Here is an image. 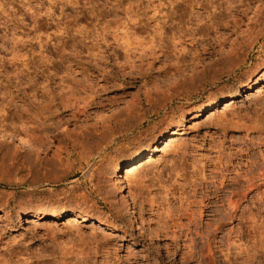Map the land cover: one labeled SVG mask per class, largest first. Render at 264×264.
<instances>
[{
  "label": "rangeland",
  "instance_id": "rangeland-1",
  "mask_svg": "<svg viewBox=\"0 0 264 264\" xmlns=\"http://www.w3.org/2000/svg\"><path fill=\"white\" fill-rule=\"evenodd\" d=\"M212 1L216 19L198 30L195 22L164 23L170 0H0V122L9 129L0 136V264H264V180L250 172L264 156V0H243L240 11L230 7L238 0ZM219 43L222 57L207 56L194 70L197 87L178 77L177 95L162 94L180 53L189 60ZM234 48L242 57L223 63ZM57 93L63 107L50 102ZM212 94L217 103L207 109ZM23 128H44L50 148L38 155V146L23 147ZM88 132L89 144L76 145ZM172 133L173 143L148 151ZM142 148L138 173L127 179L124 168ZM40 157L81 168L55 184L21 181ZM174 164L187 166L182 177ZM223 176L229 186L260 183L243 198L242 217L208 235L188 230L187 204L218 192ZM41 210L66 213L36 216Z\"/></svg>",
  "mask_w": 264,
  "mask_h": 264
},
{
  "label": "bare ground",
  "instance_id": "bare-ground-1",
  "mask_svg": "<svg viewBox=\"0 0 264 264\" xmlns=\"http://www.w3.org/2000/svg\"><path fill=\"white\" fill-rule=\"evenodd\" d=\"M169 1V0H168ZM170 5H169V10H170V13L167 15L166 14V18L168 19L167 20V22L164 20V23H168L169 21H177L178 23L179 22H182V21H184V22H195V24L198 26V30L200 29V28H204V27H206L205 26V24L207 23V21H208V23L209 22H212V20L214 19H216V18H214L216 15V12L215 11H213V12H211L210 11V9H212V8H214V9H217L218 8V6H216L214 3H213V1L212 0H170V2H168ZM243 0H238V4L237 5H234V6H232L231 4H229V5H231L230 7H232V8H234L235 9V11H240V8L243 6ZM220 7H224L223 5H219ZM199 9H205V11H206V14H204V16L203 17H201L200 15H199ZM213 9V10H214ZM198 11V12H197ZM203 20H205L203 23V25H201L202 27H200L199 28V23H201ZM141 21V20H140ZM32 22H33V24H35L34 26H36L37 27V24L39 25L40 23V20H39V18H33L32 19ZM138 23V22H137ZM134 24H136V23H134ZM140 25V23H138V26ZM211 25V24H210ZM140 27V26H139ZM138 27V28H139ZM143 26H141V28H142ZM208 27V26H207ZM206 27V28H207ZM154 32H157V30L156 31H154ZM158 33V32H157ZM158 35H160V33L158 34ZM160 37V36H159ZM195 41H196V39H195ZM198 43H199V41H198ZM209 43V42H208ZM200 44H202V43H200ZM210 44V43H209ZM211 45V44H210ZM204 46V45H203ZM203 46H202V48H203ZM206 47V46H205ZM211 48V50L212 51H208L207 52V50L206 49H203L202 50V52H200V53H198V54H196V55H194V56H192L189 60H186V57H185V53H180L177 57H176V60H175V62L174 63H172V64H169V67H168V69L167 70H165V72H164V77H166L167 79H168V81L170 82V81H172L171 83H168V84H166V86L164 87V89H162L163 91V93L162 94H165V97H168V99H173V97L174 96H176L177 95V91L180 89L179 88V86H181V85H179V83L177 82L178 80H177V78L179 77V78H181V80H184V83H186L185 84V86L188 84V87H189V89H190V87H193V86H196L197 84H194V77H195V75H194V77H193V74H195V72L196 71H194L197 67H199V65L201 64V63H203V61L206 59V57L207 56H211L212 54H214V56H215V53H218V54H220V56H221V53H224L223 51V48H222V43H219L218 44V48H216V47H214V46H212V47H210ZM235 49V48H234ZM183 50V49H182ZM237 49H235V51H236ZM184 51V50H183ZM231 52L232 51H234V50H230ZM234 51V54L236 55V56H234L233 54H231L232 56L230 57V56H224V57H226V58H224L223 57V59L222 60H224L225 59V61L223 62V63H226V62H228V63H232L233 61H235V57H237V51L235 52ZM179 52H182L181 50L179 51ZM228 52H226V54H227ZM230 54V53H229ZM239 54H240V52H239ZM223 55V54H222ZM228 55V54H227ZM219 56V55H218ZM240 56V55H239ZM238 56V57H239ZM222 57V56H221ZM221 57H219V58H221ZM237 57V58H238ZM242 56H240L239 58H241ZM210 58V57H209ZM214 60V59H213ZM218 61H221V59H217ZM216 61V60H215ZM237 61V60H236ZM239 61V60H238ZM240 62H241V60H240ZM215 62L213 61V64H214ZM219 63V62H218ZM227 63V64H228ZM242 63V62H241ZM240 63V64H241ZM226 64V65H227ZM239 64V63H238ZM237 64V65H238ZM211 66H212V64H210ZM235 65V64H234ZM233 65V66H234ZM218 66H219V64H218ZM222 66V65H221ZM233 66H232V68H233ZM216 67V66H215ZM220 68V67H219ZM221 69V68H220ZM197 70H199V68L197 69ZM201 70V69H200ZM213 70V69H212ZM222 70V69H221ZM194 71V72H193ZM215 71H219L218 69L216 70L215 69ZM188 72H193V73H188ZM203 72H205V68H203L201 71H197V75L196 76H198L199 77V73H201V75H203ZM214 72V71H213ZM223 72V71H222ZM190 75V79L188 80V78L186 79V76H188V75ZM221 75H222V73H220ZM219 74V75H220ZM213 75H215V74H213ZM212 75V76H213ZM217 76V75H216ZM215 76V77H216ZM200 77H202V76H200ZM199 77V78H200ZM165 78V79H166ZM218 78V77H217ZM197 79V78H196ZM180 80V79H179ZM186 80H188V81H186ZM199 80V79H198ZM205 80V79H204ZM200 81H203V80H201L200 79ZM165 82V81H164ZM165 85V84H164ZM183 87H184V84L182 85ZM198 86V85H197ZM196 86V87H197ZM158 87V86H157ZM159 88H160V86H159ZM179 88V89H178ZM178 89V90H177ZM186 88H184V90H185ZM160 90V89H159ZM158 91V90H157ZM156 92V91H155ZM65 93V92H64ZM157 93V92H156ZM159 93H160V91H159ZM187 94H188V92H187ZM167 95V96H166ZM237 95V92H235L234 93V97ZM63 95H62V93L60 94V93H57L56 95H54V96H52V98H50V102L52 101V103L53 102H55V104L56 105H61V107H63L62 105H64L63 104V97H62ZM66 98V97H65ZM217 98H218V96H217V94H212V96H210L209 98H208V100L206 101V107H207V109H211L214 105H216V103H217ZM48 101V100H47ZM154 101V100H153ZM173 101V100H172ZM175 101V100H174ZM49 102V101H48ZM45 103H47V102H45ZM226 103V102H225ZM262 103V102H261ZM78 104V103H77ZM39 105V104H38ZM72 105V104H71ZM160 105V104H159ZM229 104H226L225 105V107H227ZM40 106H43V105H40ZM47 106H48V103H47ZM78 106V105H77ZM84 106V105H83ZM204 106V107H205ZM64 107H66V104H65V106ZM69 107V106H68ZM76 107V106H75ZM224 107V108H225ZM38 108H40V107H38ZM44 107H42V108H40V113H41V115H44V114H42V112H41V109H43ZM47 108H49V107H47ZM82 108H84L85 109V107H82ZM76 109V108H75ZM74 109V110H75ZM81 109V108H80ZM83 109V110H84ZM79 110V109H78ZM83 110H80V112L82 111L83 112ZM49 111V110H48ZM51 112V111H50ZM79 112V111H78ZM81 112V113H82ZM39 113V112H38ZM44 113V112H43ZM46 113V112H45ZM40 116V115H39ZM29 117V116H28ZM42 117V116H41ZM40 117V118H41ZM45 117V116H44ZM43 117V118H44ZM22 119V118H21ZM47 119V118H46ZM46 119H44V120H46ZM50 119V118H49ZM6 119H4V121H5ZM20 120V119H19ZM37 120V119H36ZM34 121L33 120V122H38V121ZM41 120V119H40ZM43 120V119H42ZM219 120L221 121V120H223V121H229V119H226V118H224V117H220L219 118ZM3 121V120H2ZM27 121H28V119H27ZM30 121V120H29ZM222 121V122H223ZM44 122V121H43ZM3 123V122H2ZM1 122H0V124H2ZM23 123V121L21 122L20 121V124H22ZM28 123H30V122H28ZM231 123V122H230ZM46 124V123H45ZM122 124V123H121ZM23 125H24V123H23ZM23 125H22V127H23ZM39 125H40V123H39ZM63 125V124H62ZM1 126V125H0ZM41 126H42V123H41ZM44 126V125H43ZM64 126V125H63ZM124 126V125H123ZM2 127H3V124H2V126H1V129H2ZM5 128L4 129H0V136H4V135H1V131L2 132H6L5 134H7V131L9 130L8 128V130H6V125L4 126ZM11 127V126H10ZM25 127V126H24ZM46 127V126H45ZM44 127V128H45ZM50 127V126H49ZM122 127V126H121ZM239 127V126H238ZM44 128H43V130H38V128H34L33 130H30V128H29V130H27V128H26V130H24V128H23V130H22V132H24L23 134H24V137H21V136H19V141H20V143H21V145L24 147V146H27V147H29L30 148V146L31 145H36V146H38V151H37V154L38 155H40V150H44V152H45V150H47L48 148H50L49 147V145L51 144V136H50V134H49V132H47V131H44ZM59 128H61L60 127V125H59ZM47 129V128H46ZM45 129V130H46ZM63 129H64V127H63ZM62 129V131L60 130V132H64V134L65 133H68V131L65 129V130H63ZM48 130V129H47ZM53 130H55L56 131V129H53ZM126 131V130H125ZM15 132V131H14ZM90 132V131H89ZM88 132V134H81L80 133V135H77L78 137H80V138H82L83 140H79V142L78 143H80V144H76V145H81L82 147H84V145L87 143L86 141L88 140L87 138L88 137H90L91 135H94V134H92V133H89ZM94 132V131H93ZM96 132H97V130H96ZM20 133V132H19ZM52 133V132H51ZM174 133H178V131H175L174 130ZM174 133H172L171 135H169L168 137H166L165 139H163L162 141H161V143H159V142H157L156 144H154V145H152L149 149H148V151H151V152H153V151H156V150H158V148L160 147V146H162V145H169L170 143H173L172 141H173V134ZM62 134V133H61ZM69 134V133H68ZM101 134H102V132H101ZM100 134V135H101ZM103 134H105V133H103ZM15 135V134H14ZM14 135H13V137H14ZM17 135V134H16ZM55 135V134H54ZM53 135V136H54ZM96 135V134H95ZM114 135V134H113ZM66 136V135H65ZM67 137V136H66ZM71 137V136H70ZM78 137H76L75 138V140H77L78 141ZM91 137H93V136H91ZM56 138V137H55ZM68 138V137H67ZM73 141V143L74 142H76V141ZM93 141V140H92ZM89 140H88V144H89ZM72 143V144H73ZM85 143V144H84ZM95 143H97V142H95ZM75 144V143H74ZM94 145V144H93ZM97 145H98V143H97ZM97 145H96V147H97ZM63 147L64 145H60V147ZM75 146V145H74ZM33 147V146H32ZM40 147H42V149H40ZM98 148V147H97ZM33 148H31V149H29V150H32ZM61 149V148H60ZM64 151H67V149H66V147H65V149L64 148H62ZM61 149V150H62ZM62 150V151H63ZM144 148H142V150H139V152L138 153H136V154H134L135 155V157H134V159L132 160V163H131V165L130 166H128V167H125L124 169H125V173L127 174L126 175V177H127V179H130V178H133L134 176H135V174H137L138 173V167H139V165H140V161H141V159H142V157H143V155H144ZM58 151V150H57ZM90 151V150H89ZM89 151H87V152H85V155L81 158L82 160H88L89 159V157L91 156V155H88V152ZM92 151V150H91ZM99 151V150H98ZM136 151H138V150H136ZM135 151V152H136ZM147 151V150H146ZM134 152V153H135ZM5 155V154H4ZM62 155V152H58V157L59 156H61ZM57 156V155H56ZM133 156V155H132ZM57 157V158H58ZM63 157V156H62ZM39 158V157H38ZM59 158H61V157H59ZM64 158V157H63ZM56 159V158H55ZM64 160H66V159H64ZM59 161V162H58ZM63 160L61 159V160H55V161H46L45 159H44V157H40V159H39V165H41L40 167H42L43 169H44V171H42V169L39 167H37V169L31 174V176H30V178L32 179H30V180H28L27 178L24 180H21V181H23V182H25V183H27V182H29V183H33V182H46L47 184H55V183H57V182H60L61 180H63L64 179V177H66V176H68V175H71V174H75L77 171H78V168H81V166L80 167H77L76 168V166L72 163V162H67L68 161V159H67V161H66V163H65V161H63ZM123 161H125V160H123ZM123 161L122 162H116V163H114V168H113V172H114V176L117 178V176L119 175V173L121 172V170H122V164H123ZM40 162H41V164H40ZM87 163V162H86ZM139 163V164H138ZM82 163L80 162V165H81ZM253 165H251L252 167H251V171L250 172H253V173H257L256 174V176L258 177V179L259 178H262L261 180H264V156H263V158H262V160H261V162L260 163H252ZM33 165V164H32ZM34 165H35V162H34ZM32 167V166H31ZM35 168V167H34ZM253 168V169H252ZM255 170V171H254ZM30 173H31V171H32V168H29V170H28ZM175 172L174 174L176 175V176H178V175H180V177H182L184 174H185V171H187V166L185 167V164H181V165H176V164H174V166H171V172ZM91 173H92V171H91ZM168 173V172H167ZM182 173V174H181ZM90 176V175H89ZM169 176V175H168ZM186 176V175H185ZM253 175H251V177H252ZM171 177V176H170ZM169 177V178H170ZM192 177V176H191ZM251 177H249V179L247 180V179H241V181H242V183H240L241 181L239 180V178H237L236 180H234V181H232V184L229 186V185H227L226 183V180H224V176L222 177V179L219 181V187H218V192H211V193H206V194H204V193H202L201 194V199L199 200V201H196V202H194V201H190L188 204H187V209H186V214H187V219H188V225H189V228H188V230L189 229H191V225H193V227H192V229L194 230V232L197 234V232H198V230H200L201 228H202V230L204 231V233L205 234H207L208 235V233H210V230H211V232H216V231H218V230H221V229H223L225 226H226V221L228 220H232V219H234L235 217H237V216H239V217H242V215H243V213L245 212V208L244 207H242L241 205H242V200H243V198H246L247 197V194H248V192L249 191H251L252 190V188H256L257 189V187L260 185V183H255L254 181H252V179L253 178H251ZM85 178V177H84ZM251 178V179H250ZM256 179V178H255ZM89 180V179H88ZM91 181V180H90ZM96 181H97V179H96ZM83 182V181H82ZM88 182V181H87ZM86 182V183H87ZM262 183V182H261ZM229 184V183H228ZM78 185H80V183L78 184ZM83 186V185H82ZM144 186V185H143ZM166 186V185H165ZM241 186H244V189H242L241 188ZM167 187V186H166ZM225 189V190H224ZM168 191V190H167ZM80 194V193H79ZM86 193H82V194H80L79 196L80 197H86V195H85ZM166 194V193H165ZM193 206H196L197 208L195 209ZM21 214H20V216H19V218L18 219H21L22 220V216H27L28 214H29V211H27V209H24L22 212H20ZM66 212H64V211H62V210H41L40 212H38V213H36L35 215L36 216H38V217H44V216H51V217H59L60 215H64ZM80 215V214H79ZM85 215L86 214H81V218H84L85 217ZM207 218L208 220L207 221H205L204 222V224H203V218ZM75 221H77L78 222V220H75ZM227 221V222H228ZM97 222L99 223V224H102V225H106L104 222H102L101 220H97ZM111 222H112V224H113V220H111ZM110 222V223H111ZM115 223V222H114ZM241 223V221H238V224H240ZM188 225H187V227H188ZM204 226V227H203ZM108 227V226H107ZM109 227H112L113 229H115V226H110L109 225ZM205 228V229H204ZM187 230V231H188ZM191 231V230H190ZM201 231V230H200ZM198 233H200V232H198ZM202 233V232H201ZM202 235V234H201ZM203 236V235H202ZM201 236V237H202ZM204 238H205V236H204ZM203 238V239H204ZM202 240V239H201ZM193 241H194V238H193ZM205 242V243H204ZM203 243L204 244H206L205 246H207V248H208V252H210L212 249H211V246H212V243H211V241H210V239H209V237L207 238V236H206V241H204ZM202 243V244H203ZM204 246V247H205ZM203 247V248H204ZM203 250V249H202ZM201 250V251H202ZM206 251V250H205ZM208 255V254H207ZM211 255V254H210ZM14 256H16L15 254H14ZM216 259V258H215ZM2 261V260H1ZM4 261H6V260H4ZM215 262V261H214ZM8 262L6 261V264H7ZM9 264V263H8Z\"/></svg>",
  "mask_w": 264,
  "mask_h": 264
}]
</instances>
